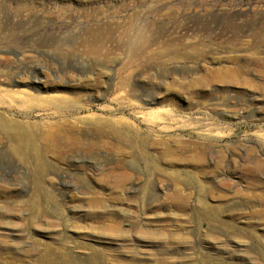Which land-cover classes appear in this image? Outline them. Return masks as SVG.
<instances>
[{
  "label": "rangeland",
  "instance_id": "rangeland-1",
  "mask_svg": "<svg viewBox=\"0 0 264 264\" xmlns=\"http://www.w3.org/2000/svg\"><path fill=\"white\" fill-rule=\"evenodd\" d=\"M136 28L158 39L131 64L132 78L141 74L134 103L153 113V127L146 115L127 144L85 121L80 148L38 140L41 170L0 135V264H264V171L257 183L249 171L264 160V68L240 57L251 65L232 84L212 80L237 48L264 57L255 46L264 0H0V66L19 72L14 89L31 92L29 78L41 77L90 107L71 117L135 123L114 103L129 76L121 46ZM172 83L178 92L166 91ZM39 109L29 121L47 123ZM10 110L20 122L31 111ZM206 136L214 140L204 148ZM174 175L210 194V209L194 194L174 203ZM145 188L157 198L142 202Z\"/></svg>",
  "mask_w": 264,
  "mask_h": 264
},
{
  "label": "bare ground",
  "instance_id": "bare-ground-1",
  "mask_svg": "<svg viewBox=\"0 0 264 264\" xmlns=\"http://www.w3.org/2000/svg\"><path fill=\"white\" fill-rule=\"evenodd\" d=\"M148 32V29H137L133 33L134 35L132 34L133 36L129 40L122 43L121 46L124 55L129 59V62L125 66V71L129 73V76L123 77V84H121L122 87H120L123 91V95L119 96V98L116 100V103H113L114 105L116 104L118 109L122 110L123 113L126 114V112H129L130 118H132L135 123L129 124L126 116L115 118L107 117L104 114H94L88 118L71 117L74 112H80L90 107H86V105L70 100L66 97H60L58 94L54 93V88L50 87L46 81H41V77L29 78L27 86H29L33 90L31 91L32 93L25 90L14 89L16 86H19L21 84L22 77L18 76L19 72L16 73L7 66H0V135L14 141L18 145L16 152L21 150L29 154L35 161H37V164H39V170L43 168V165H41L40 163L42 149L38 144V140L44 142L49 150H52V148H59L60 150H62V148H80L82 147L83 143L81 137L79 136L81 134V130L78 125L85 123V121H90V123H88L90 125L89 127H87L89 131L100 134L101 136L106 134L111 135L112 137L116 138L119 143L127 142V144H130V141L126 140L127 134L131 132V129H133L134 125H136L137 127L138 125L143 124L144 122L142 119L145 118L146 115L150 118L146 119L149 127H153V113L147 114L143 111V109H145V105L143 104V102L139 103V105L134 103V101H136L135 98H137V95L140 92L138 80L140 79L141 74H138L134 78H132L134 71L132 69L134 67L131 66L133 61L140 60L142 56H144L151 50L153 44L157 42V37H154L152 34L148 35ZM6 42V38L0 36V50L4 48ZM257 42L258 44L255 46L262 47L264 45V39H260ZM250 46H245V48L236 47L238 54L233 53L232 56L226 57V61L227 63H229V66H223L219 69L214 70L212 72L214 74V78H212V80L218 84H232L233 78L239 77L243 72H245L246 69L249 70L251 65L241 64L240 57H243L242 59H244L245 62L249 60L251 62L253 61V64H255L258 72H261L264 68L263 54L261 52L252 54L249 53V51L253 50L254 48V46ZM198 57L201 58L203 56L202 54H199ZM217 61L225 62L220 61V59H218ZM172 84L173 85L169 87H165L166 91L169 92L172 90L178 92V88L180 85L176 83ZM189 89L190 86L186 88V90ZM35 91L40 94L47 93L49 95L36 96V94L34 93ZM149 99L150 102L153 101V96H149ZM171 101L172 100H169V102ZM35 104L37 106H34ZM37 107L40 108L39 110L43 108L42 111L44 113L46 112V114L44 115L45 117H41L40 120L47 123L37 124L36 122L29 121V119L32 117L31 115L34 114V108ZM24 108H30L31 110L27 114H25L28 119L25 122H20L9 117V115L11 116L12 113L10 112V109L20 111V109ZM96 110L101 111V109ZM102 112H104L105 114L113 115V113H110L107 110ZM228 116L233 121L240 119L234 113H228ZM213 140L214 138H212V136H206L205 138H203L204 144H202V146L204 148H207L209 143H211L210 141ZM212 146L213 145H211V147ZM201 150L204 151L203 149ZM249 171L251 173L250 176L254 179L253 181L257 183V175L264 171V160H257L255 166ZM173 179V188H170L172 189V191L169 197L173 200L174 203L177 204L188 201L194 194L192 191H189L188 188V186L190 185L189 183L191 182V177L180 178L174 175ZM194 195L198 196V202L200 205H202L203 209H207L208 211L210 207L209 202H207V198L212 196L205 193V191H203L202 189L197 191ZM156 198L157 194H153V191L148 190L147 188L143 190V193L140 196V200L142 202H147L148 200L153 201V199ZM215 218L217 219L218 217H216L215 215ZM147 236L148 233H144L140 238L141 242H143L144 244L148 243L146 241L150 240Z\"/></svg>",
  "mask_w": 264,
  "mask_h": 264
}]
</instances>
